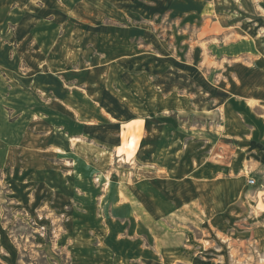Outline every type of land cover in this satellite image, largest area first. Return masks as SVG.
Wrapping results in <instances>:
<instances>
[{"label":"rangeland","instance_id":"obj_1","mask_svg":"<svg viewBox=\"0 0 264 264\" xmlns=\"http://www.w3.org/2000/svg\"><path fill=\"white\" fill-rule=\"evenodd\" d=\"M0 21V264H264V0Z\"/></svg>","mask_w":264,"mask_h":264},{"label":"crops","instance_id":"obj_2","mask_svg":"<svg viewBox=\"0 0 264 264\" xmlns=\"http://www.w3.org/2000/svg\"><path fill=\"white\" fill-rule=\"evenodd\" d=\"M205 26L206 25H204V27ZM203 111H206V109ZM71 225L72 227L75 226L73 221L71 222ZM71 251L74 264H116L112 253H104L105 255L101 258L98 255L92 258L91 256H88L89 253L83 249L73 248Z\"/></svg>","mask_w":264,"mask_h":264}]
</instances>
